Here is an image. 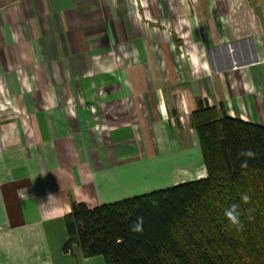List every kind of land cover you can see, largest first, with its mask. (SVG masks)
Wrapping results in <instances>:
<instances>
[{
  "label": "crops",
  "instance_id": "obj_1",
  "mask_svg": "<svg viewBox=\"0 0 264 264\" xmlns=\"http://www.w3.org/2000/svg\"><path fill=\"white\" fill-rule=\"evenodd\" d=\"M200 106L264 125V0H0V264H106L73 202L206 177Z\"/></svg>",
  "mask_w": 264,
  "mask_h": 264
},
{
  "label": "trees",
  "instance_id": "obj_2",
  "mask_svg": "<svg viewBox=\"0 0 264 264\" xmlns=\"http://www.w3.org/2000/svg\"><path fill=\"white\" fill-rule=\"evenodd\" d=\"M193 119L207 176L95 207L73 202L64 251L78 245L106 264H264V125L216 107L200 106ZM247 149L255 158L242 168L238 153ZM232 205L242 231L224 215Z\"/></svg>",
  "mask_w": 264,
  "mask_h": 264
},
{
  "label": "clouds",
  "instance_id": "obj_3",
  "mask_svg": "<svg viewBox=\"0 0 264 264\" xmlns=\"http://www.w3.org/2000/svg\"><path fill=\"white\" fill-rule=\"evenodd\" d=\"M239 158H243L241 160V167L246 168L248 166V161L250 159L255 158V153L251 149L241 150L238 153ZM18 195L21 199H26L28 197L27 190H21L18 192ZM250 196L248 194H242L241 200L244 203H248L250 201ZM238 205H232L228 209L225 210L224 215L230 221L231 225L236 228L237 231L243 230V223L240 220V213L238 212ZM132 232L139 233L143 230V218H138L137 222L130 229Z\"/></svg>",
  "mask_w": 264,
  "mask_h": 264
},
{
  "label": "rangeland",
  "instance_id": "obj_4",
  "mask_svg": "<svg viewBox=\"0 0 264 264\" xmlns=\"http://www.w3.org/2000/svg\"><path fill=\"white\" fill-rule=\"evenodd\" d=\"M74 104H76V102H75ZM86 108H88V106H87ZM193 113H194V112H192V115H191V116H192V124L195 125V124H194V119H193ZM194 128H195V130H196V134H197V136H198V140H199V144H200V139H199V135H198L197 127L194 126ZM200 147H201V145H200ZM201 150H202V149H201ZM207 173H208V172H207ZM187 176H188L189 178H196V177H197V175H193L192 173L188 174ZM198 179H199V178H198ZM193 180H194V179H193Z\"/></svg>",
  "mask_w": 264,
  "mask_h": 264
}]
</instances>
